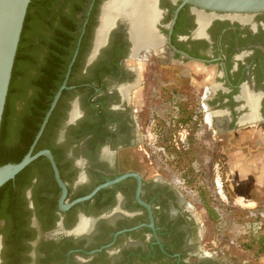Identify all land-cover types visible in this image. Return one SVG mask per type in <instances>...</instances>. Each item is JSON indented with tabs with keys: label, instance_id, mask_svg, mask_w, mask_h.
<instances>
[{
	"label": "flooded vegetation",
	"instance_id": "flooded-vegetation-1",
	"mask_svg": "<svg viewBox=\"0 0 264 264\" xmlns=\"http://www.w3.org/2000/svg\"><path fill=\"white\" fill-rule=\"evenodd\" d=\"M149 6L156 42L139 45L126 0H31L32 58L16 86L33 110L42 72L57 92L67 85L33 153L52 152L68 194L62 203L46 156L16 176L14 209H0V264H253L231 249L239 239L207 233L190 197L156 168L148 136L161 112L201 108L210 124L212 111L227 110L230 130L258 104L264 113V12Z\"/></svg>",
	"mask_w": 264,
	"mask_h": 264
},
{
	"label": "rangeland",
	"instance_id": "rangeland-1",
	"mask_svg": "<svg viewBox=\"0 0 264 264\" xmlns=\"http://www.w3.org/2000/svg\"><path fill=\"white\" fill-rule=\"evenodd\" d=\"M192 114H189V119H186L187 115H184L186 118L181 119L180 113L178 124L173 127L169 126V122L174 113L161 112L157 115L158 126L149 128L151 133L149 134V131L147 133L148 141H150L149 151L153 155L159 172L170 181L172 180V183L180 189L182 182L185 181L189 187L198 191L201 198H203V191L207 192L219 216L218 220L212 219L203 203L196 205L200 213V221H203L208 234L215 237L218 243L221 242V236H224L226 239L223 241L228 243L232 239L241 240L249 233L240 236L237 229L241 224L248 222L249 218L257 216L262 218L264 199H261L259 205L252 201L250 198L255 195L251 179H244L242 182L236 173H231L229 169L233 168V162L231 161L228 165L224 159L228 155H232L234 159V154L238 150L240 152L241 146L230 145L227 135L223 138L224 141L218 137L213 138L208 124L200 127L198 123H193ZM229 141L235 144L232 140ZM238 141L239 138H237ZM160 148H165V152L159 150ZM238 197L254 202L255 206L236 203ZM256 206V209H251ZM258 246L254 244L251 249H246L244 246L240 248V246L231 245V249L243 256L245 260L252 261L253 264H264V255L256 254Z\"/></svg>",
	"mask_w": 264,
	"mask_h": 264
},
{
	"label": "trees",
	"instance_id": "trees-1",
	"mask_svg": "<svg viewBox=\"0 0 264 264\" xmlns=\"http://www.w3.org/2000/svg\"><path fill=\"white\" fill-rule=\"evenodd\" d=\"M30 19L31 12L29 8L15 60L13 75L0 131V166L7 163H18L27 154V150L33 142L58 89V85L48 86L45 84V75L42 72L41 77L37 81V90L34 95V107L32 110L30 109V104L27 99V87L22 86L19 88L16 86L19 76L22 77L24 83H27L26 76L28 70L25 69L24 71H20L19 66L25 60L32 58L31 55L26 51V43L30 28ZM17 92L19 93V96L16 95ZM19 100H26V103L21 106L20 109L17 108V102ZM54 114L55 112L50 119L43 137L45 136L51 124ZM181 114V119H183V117H185L186 115L188 116V118H185L189 119L190 113L186 112ZM27 169L28 167L24 171H22L20 175L17 176V178H20L21 174H24ZM17 193V189L14 187V180H11L3 185L0 188V209L2 205H9L8 209H11L12 212L17 200ZM202 197L203 198L201 199L203 206L208 210L210 217L212 219L216 218L218 220L219 216L215 211L211 198L209 197L207 192L203 191ZM261 219V217L257 216L249 218L248 221L254 224ZM240 243L246 249H251L254 244H258L259 249L256 251V254H258L259 256L264 255V229L262 231L260 230L259 232H254L253 230H251L248 236L246 235L240 240Z\"/></svg>",
	"mask_w": 264,
	"mask_h": 264
},
{
	"label": "water",
	"instance_id": "water-1",
	"mask_svg": "<svg viewBox=\"0 0 264 264\" xmlns=\"http://www.w3.org/2000/svg\"><path fill=\"white\" fill-rule=\"evenodd\" d=\"M183 4H192L197 7L228 13H260L264 12V0H181ZM31 0H0V131L6 108L8 93L13 75L15 60L22 37L29 5ZM71 68V66H70ZM69 73L67 74V78ZM67 88L66 83L56 93L49 110L47 111L39 131L35 137L32 149L18 163H7L0 166V188L28 167L40 156H46L52 163L55 175L62 188V199L68 194V188L62 180L59 168L50 150L45 149L33 153L34 147L42 137L51 115L61 97L62 91ZM115 181L97 187L91 194L77 199L74 203L90 199L98 190L107 187ZM140 190V188H139Z\"/></svg>",
	"mask_w": 264,
	"mask_h": 264
},
{
	"label": "crops",
	"instance_id": "crops-1",
	"mask_svg": "<svg viewBox=\"0 0 264 264\" xmlns=\"http://www.w3.org/2000/svg\"><path fill=\"white\" fill-rule=\"evenodd\" d=\"M248 99L258 101L260 97ZM211 113L213 114L209 115L211 121L208 128L212 131L213 138L218 137L224 141L223 138L227 135L229 140L235 142L231 144L228 140L230 145L241 146L240 152L238 150L234 154V159L232 155L224 159L228 165L231 161L233 162V168L229 169L231 173L235 172L242 182L244 179H251L255 196L250 199L259 205L261 199H264V113L261 112L258 104V107L240 114L238 125L231 130L223 127L222 124L225 119L232 121L234 115L227 110H217ZM237 138H239L238 142Z\"/></svg>",
	"mask_w": 264,
	"mask_h": 264
},
{
	"label": "bare ground",
	"instance_id": "bare-ground-1",
	"mask_svg": "<svg viewBox=\"0 0 264 264\" xmlns=\"http://www.w3.org/2000/svg\"><path fill=\"white\" fill-rule=\"evenodd\" d=\"M136 1L144 3V7L140 8L142 5H140L139 7L137 4H135ZM119 5L117 6L116 9L114 8L115 6H111L109 8L108 14L106 16L107 23H110L112 21L111 19L113 15L115 16L116 14L115 10L119 8ZM126 8L129 9L130 11L131 14L130 18H132L133 20L132 26L134 28V33H135L134 38L137 40L139 45L155 44L156 39L153 37L152 34L153 31L151 27V21L155 16H153L154 13L149 6V0L148 1L135 0L134 2H132V0H126ZM207 119L209 122L211 121L209 115L207 116ZM237 201H238L237 203L243 204L244 206H252V207L255 206L254 202H249L244 197H238Z\"/></svg>",
	"mask_w": 264,
	"mask_h": 264
},
{
	"label": "built area",
	"instance_id": "built-area-1",
	"mask_svg": "<svg viewBox=\"0 0 264 264\" xmlns=\"http://www.w3.org/2000/svg\"><path fill=\"white\" fill-rule=\"evenodd\" d=\"M179 114L180 113L176 112L174 113V116L171 118V121H173L174 124L176 123V125L178 124ZM206 115L207 114L201 108H199L196 112L192 114L191 121L196 124L198 123L200 127H203V125L207 126ZM159 150L165 152V148H160ZM160 158L162 159V156H160ZM182 183L183 185H181V188L190 197V199L192 200V203L195 205L202 204V199L198 191L193 190L191 187H189V185H187L185 181H183ZM256 208L257 207L251 208V209L253 210ZM254 216H257V215H254ZM261 216H262V219L254 224L250 223L249 221L241 224L239 226V229H237V233H239L240 236H242L243 234H248L251 230H253L254 232H259L260 230L262 231L264 229V219H263L264 213H262Z\"/></svg>",
	"mask_w": 264,
	"mask_h": 264
}]
</instances>
